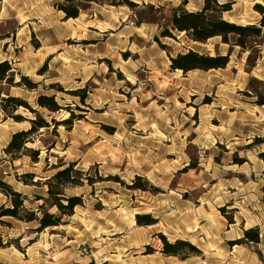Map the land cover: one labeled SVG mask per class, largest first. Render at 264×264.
<instances>
[{"label": "rangeland", "instance_id": "374dc122", "mask_svg": "<svg viewBox=\"0 0 264 264\" xmlns=\"http://www.w3.org/2000/svg\"><path fill=\"white\" fill-rule=\"evenodd\" d=\"M128 1L135 6L0 0V63L13 69L0 97L21 99L49 123L26 146L35 161L32 153L12 161L4 149L34 115L19 108L14 115L24 120L15 123L0 111V179L25 197L26 211L58 215L47 180L73 165L74 183L52 189L81 200L41 233L36 223L3 219L0 264H247L250 254L264 264V29L245 50L220 38L196 43L170 20L173 10L199 11L203 0ZM220 3L232 4L223 20L259 27L255 7L264 0ZM56 4L78 6V17L64 20ZM189 51L229 63L171 70L170 59ZM38 96L61 110L39 108ZM68 110L70 124L51 122L68 119ZM136 216L154 224L138 226ZM255 229L259 244L248 243L244 233ZM159 236L198 252L165 255Z\"/></svg>", "mask_w": 264, "mask_h": 264}, {"label": "trees", "instance_id": "16d2710c", "mask_svg": "<svg viewBox=\"0 0 264 264\" xmlns=\"http://www.w3.org/2000/svg\"><path fill=\"white\" fill-rule=\"evenodd\" d=\"M74 0H65L67 3H73ZM84 1V0H80ZM119 4L134 7L133 3L128 0H119ZM231 3L221 4L217 0H203V6L199 11L188 12L181 10H173L171 15L170 24L173 31L178 33H185L187 37L196 43H204L212 38H220L221 43L231 46H238L242 50L248 47V40L251 38L260 39L262 36V29H264V9L261 7H255L261 15L259 27L248 25L239 26L234 23L227 22L222 19L221 15L231 11ZM55 8L64 14V20L76 19L79 14V8L76 5L66 7L56 4ZM162 37H172V34L164 30L161 33ZM256 43V42H254ZM229 63L228 56L210 57L207 55H201L196 52L189 51L184 55H177L175 58L170 59L171 70H179L183 73H187L193 70H218L224 69ZM13 69L11 65L4 61L0 63V83L6 82L11 84L13 80ZM44 71H38V74H43ZM18 84L23 85L28 90L37 89V85L31 83L26 77H20ZM261 101L257 105L264 106V95H262ZM36 105L45 109L49 113H58L61 107L55 102L53 97L38 96L36 99ZM23 108L34 115V119L28 120L30 127L26 131H20L11 135L10 141L4 149V154L15 160L23 155L32 153L33 161L38 156L37 151L28 149L27 144L32 143V137L36 135L40 130H47L49 123L41 118L38 112L32 109L27 103L18 98L7 96L6 98L0 97V111L6 118L12 119L15 123H20L24 119L14 113ZM70 116L68 119L61 122H55L53 119L51 122L55 125L70 124L73 118V113L68 110ZM264 162V152L259 155ZM73 171V165L57 171L49 180H47L48 191L50 200L53 202L52 207H55L58 211V215H50L43 213L41 217H37L34 211H26L24 208L25 197L14 191L9 185L4 183L0 179V193L6 197L7 205L0 206V225H4L3 219H12L24 223H36V233H41L48 228H56L61 225L63 217H71L75 207L81 203L78 197H66L60 192V190H53L52 184L58 183L59 186L65 187L73 184L74 180L70 177ZM32 175H24V178H31ZM27 185V183H25ZM45 202L43 198H38L37 201ZM65 201L66 204H62ZM43 206L38 208V211L42 210ZM136 224L138 226H149L154 224V220H151L148 216H136ZM163 242V253L168 256H178V250H187L198 252L192 245L185 241H177L174 244H168L163 236H159ZM244 239L248 243L259 244L258 230H249L244 233ZM233 245V244H231Z\"/></svg>", "mask_w": 264, "mask_h": 264}, {"label": "crops", "instance_id": "0c3cea01", "mask_svg": "<svg viewBox=\"0 0 264 264\" xmlns=\"http://www.w3.org/2000/svg\"><path fill=\"white\" fill-rule=\"evenodd\" d=\"M220 3V0H217ZM188 12H192V11H188ZM226 21V20H225ZM230 23H234L232 21H228ZM247 264H255V259L254 257L250 254L249 257L246 259Z\"/></svg>", "mask_w": 264, "mask_h": 264}, {"label": "bare ground", "instance_id": "6f19581e", "mask_svg": "<svg viewBox=\"0 0 264 264\" xmlns=\"http://www.w3.org/2000/svg\"><path fill=\"white\" fill-rule=\"evenodd\" d=\"M246 25H248V24H246ZM27 145H29V144H27Z\"/></svg>", "mask_w": 264, "mask_h": 264}]
</instances>
